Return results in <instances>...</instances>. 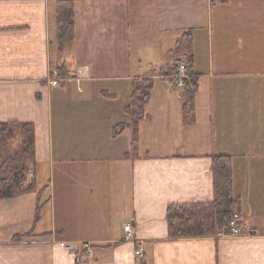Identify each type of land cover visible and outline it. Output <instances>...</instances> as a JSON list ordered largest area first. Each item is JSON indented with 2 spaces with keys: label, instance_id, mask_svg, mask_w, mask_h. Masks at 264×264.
Returning <instances> with one entry per match:
<instances>
[{
  "label": "crops",
  "instance_id": "0c3cea01",
  "mask_svg": "<svg viewBox=\"0 0 264 264\" xmlns=\"http://www.w3.org/2000/svg\"><path fill=\"white\" fill-rule=\"evenodd\" d=\"M55 1L0 0V122L33 125L42 192L0 201V264H264V0H75L62 52ZM188 55L185 117L167 77ZM146 77L133 152L124 108ZM215 155L231 159L242 233L169 238L168 205L213 200Z\"/></svg>",
  "mask_w": 264,
  "mask_h": 264
},
{
  "label": "trees",
  "instance_id": "16d2710c",
  "mask_svg": "<svg viewBox=\"0 0 264 264\" xmlns=\"http://www.w3.org/2000/svg\"><path fill=\"white\" fill-rule=\"evenodd\" d=\"M226 0H210L211 4ZM57 42L59 51L71 47L75 39V0H56ZM189 41V39H187ZM190 47V46H189ZM188 47V49H189ZM187 72L191 81L197 85L190 55L186 57ZM55 71L65 80L68 74L64 64L59 63ZM152 80L149 77L135 79L131 83L130 101L124 108L129 117L132 133V151H137L138 123L147 115L145 107L150 99ZM197 88V87H196ZM187 90L183 93V112L188 117L192 112V102L196 92ZM35 136L33 125L28 122H0V201L13 199L28 192L37 193L34 180L36 168ZM213 200L206 203L170 204L166 210L168 237L171 239L213 237L226 227L232 213L238 210L239 198L233 193L231 159L226 155L212 156ZM32 176V178L30 177ZM41 205L37 199L33 227L40 216ZM32 233L17 234L14 240L28 238ZM137 264H145L139 260Z\"/></svg>",
  "mask_w": 264,
  "mask_h": 264
},
{
  "label": "built area",
  "instance_id": "2783aa9c",
  "mask_svg": "<svg viewBox=\"0 0 264 264\" xmlns=\"http://www.w3.org/2000/svg\"><path fill=\"white\" fill-rule=\"evenodd\" d=\"M188 65L185 60H179L176 64L175 72L171 76L167 77V81L170 85L180 90L182 93L187 90L194 91L197 85H195L188 75ZM63 79L59 78L57 71L53 72V77L50 78L48 83L51 86L58 85ZM32 178V176H30ZM124 239L132 240V226L130 222L124 224L123 227ZM242 233V218L241 215L234 211L232 217L228 221L225 228L218 231L216 234L217 238H222L227 235L237 236ZM82 255V254H81ZM136 255L140 256V252L136 251ZM84 258V257H83Z\"/></svg>",
  "mask_w": 264,
  "mask_h": 264
},
{
  "label": "rangeland",
  "instance_id": "374dc122",
  "mask_svg": "<svg viewBox=\"0 0 264 264\" xmlns=\"http://www.w3.org/2000/svg\"><path fill=\"white\" fill-rule=\"evenodd\" d=\"M143 56V58H141L142 59V61H144L143 62V65L141 66L142 67V69L145 71V72H152L153 71V67L155 68L156 67V64H153V66L152 67H150V68H148V67H146L144 64H145V62H147L148 60L146 59L147 58V56H149V52H147V51H145V52H143L142 54H141V57ZM145 58V59H144ZM47 225V224H46ZM84 252H86L87 253V256L88 257H91L92 256V250L88 247Z\"/></svg>",
  "mask_w": 264,
  "mask_h": 264
}]
</instances>
